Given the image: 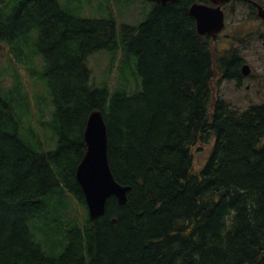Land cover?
Segmentation results:
<instances>
[{
  "label": "trees",
  "instance_id": "16d2710c",
  "mask_svg": "<svg viewBox=\"0 0 264 264\" xmlns=\"http://www.w3.org/2000/svg\"><path fill=\"white\" fill-rule=\"evenodd\" d=\"M152 5L118 26L60 0H0V50L17 65L11 84L0 71V264H264V103H226L214 77L241 76L237 52L198 34L179 4ZM19 43L42 55L40 71L19 66ZM103 50L134 58L141 88L96 86L87 61ZM94 109L130 189L91 219L75 172Z\"/></svg>",
  "mask_w": 264,
  "mask_h": 264
},
{
  "label": "rangeland",
  "instance_id": "374dc122",
  "mask_svg": "<svg viewBox=\"0 0 264 264\" xmlns=\"http://www.w3.org/2000/svg\"><path fill=\"white\" fill-rule=\"evenodd\" d=\"M60 3L64 8L82 18H107L110 16V12H113L118 26L121 23L137 25L144 21L151 5L145 0H60ZM243 10L245 9L243 8ZM228 15L230 16L231 13L228 12ZM221 43L222 41L219 44L214 42V45L223 50ZM8 48L9 45L4 44L0 50V71L7 76L6 83L11 84L12 81L8 76L14 77L13 70L17 69V65H15V61L11 57L12 53L10 54ZM14 48L17 54L15 60L19 66L25 65L35 71L42 69V55L34 52V46L19 43ZM242 52V55L258 72L261 81L257 75H253L252 77H245L243 84L238 86L235 80L224 79L217 83L220 75L214 77V83L217 84L214 92L219 93L226 103L241 110L246 109L251 104L264 103V47L257 45L255 48L242 50ZM87 63L91 70V81L98 87L105 83L111 85L110 87L113 85L115 87L125 86L129 93L141 88V77L135 71L134 58L122 61L120 53L115 54L103 50L91 54ZM18 72L23 77L22 79L28 77L26 70L18 68ZM31 81L33 82L31 88H33L38 82L34 83L33 78ZM31 81L29 83H32ZM32 92L33 90H31L30 96L34 102ZM213 144L214 136L209 142L201 144L200 150L194 152L195 169L198 170L204 166Z\"/></svg>",
  "mask_w": 264,
  "mask_h": 264
},
{
  "label": "water",
  "instance_id": "95a60500",
  "mask_svg": "<svg viewBox=\"0 0 264 264\" xmlns=\"http://www.w3.org/2000/svg\"><path fill=\"white\" fill-rule=\"evenodd\" d=\"M161 3L175 0H151ZM219 4L224 0H211ZM190 14L197 19V30L204 34L213 27V33L223 27V13L219 7L212 9L206 5L194 3ZM248 65H244L242 72L248 74ZM85 152L76 167V179L85 197L88 214L95 219L105 212L106 201L114 196L118 203L124 205L127 201L129 185H121L111 172L107 152V126L100 109H94L89 114L83 132ZM112 222H116L113 218Z\"/></svg>",
  "mask_w": 264,
  "mask_h": 264
},
{
  "label": "flooded vegetation",
  "instance_id": "af4514ba",
  "mask_svg": "<svg viewBox=\"0 0 264 264\" xmlns=\"http://www.w3.org/2000/svg\"><path fill=\"white\" fill-rule=\"evenodd\" d=\"M173 3L179 4L180 7L186 10L197 33V19L190 14L191 6L198 3L212 9L219 7L223 12L224 26L222 30L214 34L213 27L209 25V30L200 35L213 39L217 44L222 41L220 44L222 48L233 49L237 52L241 59V76L232 80H235L238 86L243 84L245 77H252L253 75L259 77L256 69L242 55V50L255 48L257 45L264 47V0H225L219 4L213 3L211 0H175L160 4L164 6ZM152 7L153 5H151ZM228 12L232 16H229ZM244 64H247L250 68L248 74L242 72ZM259 79L262 80L260 77Z\"/></svg>",
  "mask_w": 264,
  "mask_h": 264
},
{
  "label": "bare ground",
  "instance_id": "6f19581e",
  "mask_svg": "<svg viewBox=\"0 0 264 264\" xmlns=\"http://www.w3.org/2000/svg\"><path fill=\"white\" fill-rule=\"evenodd\" d=\"M116 219V218H115ZM112 221V220H111Z\"/></svg>",
  "mask_w": 264,
  "mask_h": 264
}]
</instances>
